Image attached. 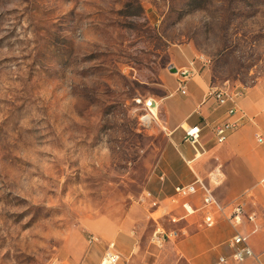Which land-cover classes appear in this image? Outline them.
<instances>
[{"label": "rangeland", "instance_id": "374dc122", "mask_svg": "<svg viewBox=\"0 0 264 264\" xmlns=\"http://www.w3.org/2000/svg\"><path fill=\"white\" fill-rule=\"evenodd\" d=\"M191 59L216 87L264 82V0H0V264H102L126 235L155 260L205 232L154 183ZM158 227L179 236L159 247Z\"/></svg>", "mask_w": 264, "mask_h": 264}, {"label": "crops", "instance_id": "0c3cea01", "mask_svg": "<svg viewBox=\"0 0 264 264\" xmlns=\"http://www.w3.org/2000/svg\"><path fill=\"white\" fill-rule=\"evenodd\" d=\"M181 64L186 68L179 73L176 91L171 93L173 87H170V94L161 100L168 140L159 160L161 173L154 181L156 190L169 197L176 186L193 184L201 179L227 207V215L234 205L244 204L247 213H256L257 218L255 221L246 218L239 228L227 219L220 220L214 227L204 228L202 214L199 226L205 232L168 246L165 251L155 254V260L144 254L136 238L122 236L116 244L122 264H215L220 256L231 254L229 240L237 233L247 238L254 253L264 252V82L246 88L243 96L226 105H219L208 97L210 88L216 86L211 83L207 71H202L204 64L195 59ZM184 71H189L190 77L186 91L182 92L179 82ZM233 106L238 113L231 119L243 117L242 126L226 143L218 144L213 128L228 119L227 111ZM198 125L202 128L200 141L204 151L197 155L193 145L185 140V130ZM161 177L165 178L164 182ZM181 205L190 214L199 213L200 194L185 198ZM109 242L116 243L115 240ZM213 249L218 250V256L208 260L207 254ZM245 264H253V261Z\"/></svg>", "mask_w": 264, "mask_h": 264}, {"label": "built area", "instance_id": "2783aa9c", "mask_svg": "<svg viewBox=\"0 0 264 264\" xmlns=\"http://www.w3.org/2000/svg\"><path fill=\"white\" fill-rule=\"evenodd\" d=\"M190 77L189 71H184L182 73V79L179 82V90L185 92L187 89V82ZM243 88L238 90H228L226 88L221 87H212L210 88L208 97L215 99L219 105H226L229 101L234 100L235 98H239L244 94ZM145 109L148 111L147 116L151 115V119L146 118L148 121H153L156 119V115L154 113V109L159 107V104L156 100L150 99L144 102ZM238 113V109L233 106L228 111V119L216 125L213 128V132L215 134L216 140L218 144H224L228 141L230 135L238 130L242 126L241 119L232 120L231 118ZM202 128L201 126H193L187 128L185 130V140L190 142L197 155L203 153L204 149L201 144ZM262 139H260V142ZM160 180L162 182L165 181L164 177H161ZM175 196L179 198H190L197 194H200L201 198V210L204 215L203 219V227L211 228L217 225V223L222 219H227L230 223L235 227L239 228L245 224L246 218L250 221H255L257 218L256 213L248 214L246 207L244 204H236L231 208L230 214H226L227 207L223 206L215 197L211 188L206 185L204 181L201 179H197V181L193 184L176 186L174 188ZM143 199L145 201H150V205L152 208H159L160 202L157 199L153 198L152 193L145 192ZM179 234L175 231L166 232L164 229L158 227L154 236L152 237V243L161 247L167 241H172L177 238ZM246 237L241 233H237L233 238L229 240V247L232 250L231 254L226 256H220L215 264H245L247 261L252 260L253 264H264V252L261 254H256L249 247L246 242ZM99 237L97 235L89 236V244L93 245L98 243ZM49 264H61L58 260H52ZM102 264H122V256L118 252L116 243L109 242L107 245L105 257Z\"/></svg>", "mask_w": 264, "mask_h": 264}, {"label": "water", "instance_id": "95a60500", "mask_svg": "<svg viewBox=\"0 0 264 264\" xmlns=\"http://www.w3.org/2000/svg\"><path fill=\"white\" fill-rule=\"evenodd\" d=\"M170 71L172 72V73H177V69L176 68H174V67H170Z\"/></svg>", "mask_w": 264, "mask_h": 264}, {"label": "bare ground", "instance_id": "6f19581e", "mask_svg": "<svg viewBox=\"0 0 264 264\" xmlns=\"http://www.w3.org/2000/svg\"><path fill=\"white\" fill-rule=\"evenodd\" d=\"M157 112V109H154V113Z\"/></svg>", "mask_w": 264, "mask_h": 264}]
</instances>
